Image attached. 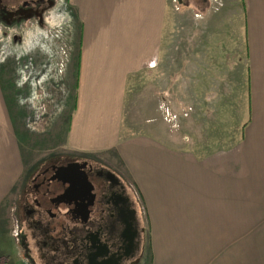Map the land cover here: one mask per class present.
Masks as SVG:
<instances>
[{
  "label": "crops",
  "instance_id": "1",
  "mask_svg": "<svg viewBox=\"0 0 264 264\" xmlns=\"http://www.w3.org/2000/svg\"><path fill=\"white\" fill-rule=\"evenodd\" d=\"M221 1L185 0L178 15L170 0H62L54 24L37 13L0 18V46L11 47L0 48V237L11 238L27 171L53 156H25L38 117L61 152L99 161L133 189L142 264H264V0ZM171 49L174 88L161 81ZM141 71L155 72L154 91L172 96L174 111L191 101L192 119L219 120L217 141L170 137L154 91L131 129L128 82ZM241 73L248 117L234 141L231 118L203 115L200 101H226L223 87ZM41 101L51 102L40 114Z\"/></svg>",
  "mask_w": 264,
  "mask_h": 264
},
{
  "label": "flooded vegetation",
  "instance_id": "2",
  "mask_svg": "<svg viewBox=\"0 0 264 264\" xmlns=\"http://www.w3.org/2000/svg\"><path fill=\"white\" fill-rule=\"evenodd\" d=\"M43 2L25 6L35 14ZM50 158L27 171L17 199L19 243L31 263L136 264L144 226L130 185L91 158Z\"/></svg>",
  "mask_w": 264,
  "mask_h": 264
},
{
  "label": "rangeland",
  "instance_id": "3",
  "mask_svg": "<svg viewBox=\"0 0 264 264\" xmlns=\"http://www.w3.org/2000/svg\"><path fill=\"white\" fill-rule=\"evenodd\" d=\"M31 1L37 0H0V18L6 19V22H9L12 17L23 16V19H25L26 17L31 16V14H33L32 11L35 5H31L30 8L25 6ZM184 1L185 0H170V4H173V10L177 11L178 15L180 11H182V9H185V7L182 5L185 3ZM210 1L212 2V0ZM213 1L217 2L218 6L222 5L221 0ZM52 2L47 5L46 1L44 0L41 6H39L40 8L38 9L37 16L40 17V22H43V20L48 21L50 19L51 23L53 21L54 24L55 22H57L54 20V18L62 16V0H55V4H52ZM51 5H53V7L47 9V6ZM168 18L172 20L173 23V16H168ZM44 27V29L49 28L47 26ZM167 42H169V38ZM171 45L173 47V42ZM171 45H169L168 47H171ZM5 47H8L9 51H11V47L7 44L0 46L3 51ZM174 61V52L173 49H171L168 55V64L165 66L166 69H163L164 67L162 68L163 70H165V72L163 76H161L162 84H166V86H170V88H174V81H170V78L173 79L172 76L175 65ZM242 65L243 63L240 66L241 71L243 69ZM155 79V72L148 71H141L130 77V80L128 82V94L130 95V101H127L126 103V111L128 115V124L130 125L131 129H133L134 127L138 128V126H140V124L142 123L139 122L141 120L138 119L142 118L143 114H148L149 108L153 107L151 105L152 101L149 100H151V96L153 95L154 91V85H156ZM232 79L233 76L231 77V79H229L231 85L229 87L224 86L222 89L224 91V93L222 94H225L224 97L226 98V101H215L214 107H207L206 104L202 103L203 101H200V106L202 109L201 113H203V115L205 116L210 115L212 111L214 114H216L217 118H219L218 114L220 113H225V115H228L229 118H231L232 122L230 125V135H232L231 140H234L233 137H235L236 134H239V131H241V128L243 127L242 125L248 117V83H244L242 73L239 76V80L238 77L234 81ZM154 94H156V97H158V109L160 112H162V119L166 122L167 133L170 137L175 140H181L184 142V144L186 143L190 145L200 146L209 145L212 140L217 141V139L212 138L211 135L217 133L215 129H221L219 120H217L216 122L210 121V119H201L197 122L191 118V116L196 112L195 110L193 111V107H191V101H186V109L182 112L179 111L178 113L171 107L172 103L174 102L172 100V96L170 98L169 94L168 96H165L163 94L159 95L157 91ZM142 96H144V98ZM45 102L49 103L51 101H44L43 104H41L39 110H37V112L40 111V114L44 112L46 108ZM165 105L167 106L166 110L164 108ZM162 109L165 110L166 114L162 111ZM207 110H210V112ZM36 118V121H34L33 123L29 122L27 124V129L34 132L39 131V133H36L37 137L32 136L25 139L24 151L28 153V155L25 156L30 158L31 162H33L39 158L44 159L45 157L52 156L54 154L65 155V152H61L65 150L62 147V138L55 136H47L48 138L43 137V133L42 131H40L43 130L44 127L43 121L41 120V118ZM232 124H235V126H232ZM234 129L235 131H233ZM47 160L49 159H46L44 161ZM11 209L13 210V206L11 207ZM17 218V213H14L12 211L10 213L9 221V235L11 238L7 237L5 234L3 235V233L0 237V256L3 255L4 257H6V264H22L24 263L23 261H27L29 263L31 262L29 256L24 252V250H22V245L20 243H17V239H14V221H17ZM144 248L145 246H143L138 258L136 259V264H142L140 258H142L141 256H143Z\"/></svg>",
  "mask_w": 264,
  "mask_h": 264
},
{
  "label": "built area",
  "instance_id": "4",
  "mask_svg": "<svg viewBox=\"0 0 264 264\" xmlns=\"http://www.w3.org/2000/svg\"><path fill=\"white\" fill-rule=\"evenodd\" d=\"M166 105L164 106L165 110H166ZM165 110L162 109V111L165 113ZM166 114V113H165ZM17 234V230H16V226L14 227V230H13V235H16Z\"/></svg>",
  "mask_w": 264,
  "mask_h": 264
}]
</instances>
